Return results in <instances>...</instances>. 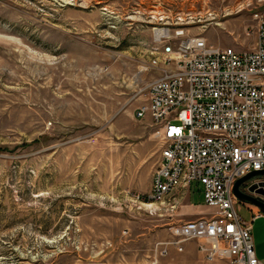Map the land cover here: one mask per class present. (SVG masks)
<instances>
[{"label": "rangeland", "instance_id": "obj_1", "mask_svg": "<svg viewBox=\"0 0 264 264\" xmlns=\"http://www.w3.org/2000/svg\"><path fill=\"white\" fill-rule=\"evenodd\" d=\"M263 9L264 0H0V264H228L197 249L184 262L175 255L170 227L211 208L188 213L185 190L142 201L163 143L135 118L134 97L159 75L139 74L156 30L250 51ZM189 197L195 208V185ZM252 238L264 264V217Z\"/></svg>", "mask_w": 264, "mask_h": 264}, {"label": "built area", "instance_id": "obj_2", "mask_svg": "<svg viewBox=\"0 0 264 264\" xmlns=\"http://www.w3.org/2000/svg\"><path fill=\"white\" fill-rule=\"evenodd\" d=\"M256 19L250 51L214 47L184 31L154 35L149 62L139 71L157 70L159 75L136 92L134 98L142 101L135 118L149 120L163 143L151 189L142 201H164L195 185L203 204L214 211L172 225V244L182 252L184 243L195 242L207 261L263 264L252 225L264 214L233 194L237 180L264 170V9ZM261 177L241 183L239 190L264 203V196L249 192L253 185L264 191Z\"/></svg>", "mask_w": 264, "mask_h": 264}, {"label": "crops", "instance_id": "obj_3", "mask_svg": "<svg viewBox=\"0 0 264 264\" xmlns=\"http://www.w3.org/2000/svg\"><path fill=\"white\" fill-rule=\"evenodd\" d=\"M190 188L189 189H185V193H186V205L185 208L188 209V213L192 214L193 216H198L201 214H208L209 213V207L205 206L202 202V197H200L199 199H197L196 201V206L195 208H193L192 206H188L189 202H190ZM181 190H177L175 192V194H179ZM200 193V192H199ZM191 205V204H189ZM191 209V210H190ZM254 209V208H253ZM214 210L212 209V211H210V213H212ZM255 211V209H254ZM187 212V210H186ZM195 216V217H196ZM248 220V219H247ZM258 220V219H257ZM196 243L195 242H188L186 243V245L184 244V250L182 253H176L175 255L177 256L179 260V262H184L187 258L190 257H199L198 253L196 252Z\"/></svg>", "mask_w": 264, "mask_h": 264}, {"label": "water", "instance_id": "obj_4", "mask_svg": "<svg viewBox=\"0 0 264 264\" xmlns=\"http://www.w3.org/2000/svg\"><path fill=\"white\" fill-rule=\"evenodd\" d=\"M261 175H264V170L259 171V172L253 171V172L249 173L247 176L237 180L233 186V194L235 195V197L240 202L249 203L251 205L258 207L261 210V212L264 214V203L261 202L260 199L254 198L253 196H250L247 194H244V193L240 192V190H239V186L241 183H243V182H245L251 178H254L256 176H261ZM249 192L264 196V191L262 189L257 188L255 185H253L249 188Z\"/></svg>", "mask_w": 264, "mask_h": 264}, {"label": "bare ground", "instance_id": "obj_5", "mask_svg": "<svg viewBox=\"0 0 264 264\" xmlns=\"http://www.w3.org/2000/svg\"><path fill=\"white\" fill-rule=\"evenodd\" d=\"M166 34H167V30H156L154 35H155V37L159 38L161 35H166ZM144 202H146V201H144ZM161 202H163V198H155V200H148V202H146V203H159L160 204Z\"/></svg>", "mask_w": 264, "mask_h": 264}, {"label": "snow or ice", "instance_id": "obj_6", "mask_svg": "<svg viewBox=\"0 0 264 264\" xmlns=\"http://www.w3.org/2000/svg\"><path fill=\"white\" fill-rule=\"evenodd\" d=\"M231 231V229H229Z\"/></svg>", "mask_w": 264, "mask_h": 264}]
</instances>
